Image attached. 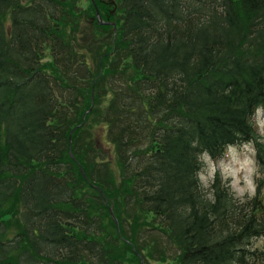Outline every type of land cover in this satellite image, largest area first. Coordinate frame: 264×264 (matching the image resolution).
Segmentation results:
<instances>
[{
	"label": "trees",
	"instance_id": "trees-1",
	"mask_svg": "<svg viewBox=\"0 0 264 264\" xmlns=\"http://www.w3.org/2000/svg\"><path fill=\"white\" fill-rule=\"evenodd\" d=\"M257 106L264 0H0V264H264L263 177L195 176Z\"/></svg>",
	"mask_w": 264,
	"mask_h": 264
},
{
	"label": "clouds",
	"instance_id": "clouds-1",
	"mask_svg": "<svg viewBox=\"0 0 264 264\" xmlns=\"http://www.w3.org/2000/svg\"><path fill=\"white\" fill-rule=\"evenodd\" d=\"M255 117L257 130L264 136V107L257 106ZM237 135L239 134L237 133ZM196 146L197 142L193 141L192 147ZM226 148L227 155L231 158V163L229 165H221L220 176L222 181H228L226 187L231 191L234 197L243 202L245 193L248 194V198L255 195L257 185L253 177L260 178V173L257 171L259 166L254 159L256 154L255 148L252 141L243 143L239 146L245 155H241L236 145H226ZM241 156L243 157L242 159L238 158ZM197 161L202 167L196 172V179L202 189H210L211 184L214 182L217 168L207 150L197 155ZM241 184L243 186H241ZM205 198L212 203L215 202L212 191H208Z\"/></svg>",
	"mask_w": 264,
	"mask_h": 264
},
{
	"label": "rangeland",
	"instance_id": "rangeland-1",
	"mask_svg": "<svg viewBox=\"0 0 264 264\" xmlns=\"http://www.w3.org/2000/svg\"><path fill=\"white\" fill-rule=\"evenodd\" d=\"M254 121H255L254 126L256 128V131L263 138V141H264V136H262L260 134V132L257 130V127H256V117L254 118ZM95 139H96L97 142H101V141L103 142V137L101 135V132H100V134L99 133H96ZM102 147L103 148H107V146L104 144V142H103ZM238 151L241 152V155H245V153H243L242 149H240L239 146H238ZM238 158L242 159L243 157L241 156V157H238ZM249 158H251V157H249ZM254 159L256 161V158L255 157H254ZM213 163L215 164V166L217 168V172L216 173H218L220 175V167H221V165L222 164L223 165H229L231 163V158H230V156L227 155V152H226L225 156L221 160H219V161H213ZM257 171L259 172L258 169H257ZM262 174H263V176H262ZM260 177H263V179H264V172L263 173H260ZM253 180L256 183V185H258V182L260 181V178L253 177ZM222 182L228 183V181H222ZM241 186H243V185L241 184ZM256 189H257V186H256ZM201 190L203 191V194L204 195H207V192L209 191V189L205 190V189H202V188H201ZM255 194H256V191H255ZM254 196L255 195H253L251 198H248V194L245 193V195L243 197V202H245L246 200H249V199L251 200ZM257 199H259V201H260V203L262 205V212L264 213V187H262L260 189L259 197H257ZM239 202L240 203H243L240 200H239ZM251 244L254 247H257L259 249H263L264 250V237H260V238H256V239L251 240Z\"/></svg>",
	"mask_w": 264,
	"mask_h": 264
},
{
	"label": "water",
	"instance_id": "water-1",
	"mask_svg": "<svg viewBox=\"0 0 264 264\" xmlns=\"http://www.w3.org/2000/svg\"><path fill=\"white\" fill-rule=\"evenodd\" d=\"M96 15L98 16V12H97V11H96ZM112 25H113V24H112ZM113 27H114V26H113ZM114 29H115V28H114ZM70 155H71V153H70ZM80 172H81L82 175H84V173H83V171H82L81 168H80ZM109 212H110V215H111L112 219L114 220L115 224L117 225V221H116V219H115V217H114V215H113V213H112V210L110 209ZM141 264H143V263L141 262Z\"/></svg>",
	"mask_w": 264,
	"mask_h": 264
}]
</instances>
